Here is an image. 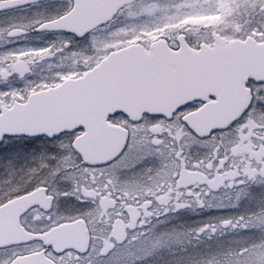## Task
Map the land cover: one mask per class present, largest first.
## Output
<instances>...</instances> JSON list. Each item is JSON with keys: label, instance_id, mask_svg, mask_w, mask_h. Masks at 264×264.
<instances>
[{"label": "flooded vegetation", "instance_id": "obj_1", "mask_svg": "<svg viewBox=\"0 0 264 264\" xmlns=\"http://www.w3.org/2000/svg\"><path fill=\"white\" fill-rule=\"evenodd\" d=\"M82 1L41 0L0 14V92L7 96V102H4V96H0V117L12 108L20 109L33 97L56 89L68 80H77L99 63L92 52L84 51V46L90 44L92 50L94 44L89 40L111 23L82 38L64 30H37L46 20L68 16L74 4ZM66 40L71 41V49H65ZM83 55L89 59H84ZM85 60L91 63L84 64ZM248 87L255 110L241 125L234 126L229 136L234 143L230 146L226 167L222 161H216L215 167L210 164L208 147L198 142L190 146L186 143L176 149L183 152L182 157L164 159L152 155L139 168L119 173L121 180L147 185L142 191L116 192L115 197L107 193L97 204L89 202L82 206L71 196L72 178L56 176L50 178L48 191L53 195L68 192L69 197L51 199L40 189L31 193L37 195L35 205L16 204L0 211L2 241L21 253L15 264H100V253L111 249L113 243L122 241V264H211L212 260L237 264V257L245 245H248L247 251L255 254V247L262 243L264 233L260 238L259 231L249 227L259 214L256 200L258 179L262 178L258 174L261 146L253 141L258 142L263 133L260 130L264 125L259 124L258 114L264 116V103L254 100V97L256 89L264 85L252 83ZM192 102L193 108H186L176 116H173L174 112L152 114L161 115L159 121L147 119L146 114L132 118L123 113L107 115L105 125L113 132L109 136L104 135L103 139L110 141L112 148L119 149L128 134L125 125L133 127L129 121L141 122V127L147 126L153 133L154 144L163 141L161 134L167 133L170 126L174 131L177 122L181 128L186 123L203 135L210 130L208 120L205 122V119L198 118L188 124L186 119L214 104L215 99L208 97ZM63 107L71 111L80 108V113H97L100 106L83 102L64 104ZM142 116H145L144 121H141ZM225 125L227 123L217 128ZM87 129L85 127V131L77 133L75 138L66 135L60 141H50L46 136L2 137L0 194L10 187H24L35 178L42 164L52 163L50 157L53 154L59 157L61 149L67 150L69 144L77 152L82 150L80 142ZM93 129L91 127V131ZM95 140L99 141V137H91L86 144L97 148ZM260 153L264 155L262 149ZM110 154L95 155L91 161ZM161 166H170L169 179L161 176ZM148 168L153 171L149 173ZM229 172L235 176L226 175ZM249 173L255 175V181L248 180ZM240 180L248 182L242 186L243 192L238 196L232 185L234 182L239 184ZM94 207H100L107 214L87 222L55 223L56 219L73 215L78 209L83 211ZM240 216L244 220L238 223ZM225 220L232 223L225 225ZM240 224L246 227L242 228ZM126 230L131 233L127 239ZM5 257V251L0 249V264Z\"/></svg>", "mask_w": 264, "mask_h": 264}, {"label": "water", "instance_id": "obj_2", "mask_svg": "<svg viewBox=\"0 0 264 264\" xmlns=\"http://www.w3.org/2000/svg\"><path fill=\"white\" fill-rule=\"evenodd\" d=\"M38 1L41 0L0 1V14ZM137 1L76 2L72 12L59 19L53 29L82 38L107 25L122 8ZM211 38L212 45L201 44L197 49L186 43L184 35H179L176 50L171 49L166 40L159 39L147 49L133 44L111 52L79 79L68 80L56 89L33 97L20 109L5 112L0 117V133L5 134L3 137H33L37 133L70 131L82 124L88 129L81 139L79 152L93 160L95 155L113 154L118 150L103 139L113 132L105 125L107 115L123 113L132 118L166 114L175 112L180 105L208 97H214L215 103L202 108L194 117H188L186 122L190 124L199 118L208 120L209 129L222 127L240 117L249 105L250 91L246 82L264 81V42L258 43L251 37L226 41L215 33ZM83 102L98 104L99 112L80 113V108L71 111L63 107ZM91 137H99V141L95 140L97 148L86 144ZM36 200L34 193L6 207L16 204L29 207L35 205ZM2 238L5 240L4 236ZM0 245H4L1 236Z\"/></svg>", "mask_w": 264, "mask_h": 264}, {"label": "snow or ice", "instance_id": "obj_3", "mask_svg": "<svg viewBox=\"0 0 264 264\" xmlns=\"http://www.w3.org/2000/svg\"><path fill=\"white\" fill-rule=\"evenodd\" d=\"M258 7H261L262 12H264V0H259ZM61 17L46 20L44 23L40 24L39 30H54L53 25L58 22ZM65 49H71V41L66 40L64 42ZM247 84H252L253 81L249 80ZM256 83L264 85V81H257ZM0 96L5 97L7 102V96L0 92ZM209 99H214V97H209ZM254 100H258L264 103V87H258L255 91ZM195 105L193 102H189L180 105L173 116L178 113H183L184 109H191ZM255 110V103L253 100L249 101V105L241 113L240 117L232 120L223 128H212L208 132L201 135L196 132L195 129L188 126L186 123L183 128L179 126L177 122L174 131L170 126L167 133H162L164 137L163 141L160 143H152L153 133H150L147 126L141 127L140 123L137 121H129L130 125L133 127L129 128L125 125L128 134L124 138V142L119 146V149L114 151L113 154L107 155L97 161H91L88 159L87 155L77 152L69 146L67 150L61 149V155L58 157L53 154L50 157L52 163H44L41 168L36 171L35 178L26 184L24 187L9 188L7 191L0 194V208H5L9 202L16 200L18 198L30 195L34 191H39L43 189L45 194L51 199H58L61 196L69 197L70 193H55L48 191V184L50 178H55L56 176H66L71 177L73 181V189L71 192L72 198H74L79 205H87L89 202L97 204L98 200H102L103 197L110 193L115 197L116 192L130 193L132 191H142V188L147 185H141L135 181L121 180L120 172L129 171L139 168L144 162L152 155L158 158L170 159L173 156L182 157L183 152L176 151L178 147L182 148L187 143L189 146L191 143H200L202 146L209 148L210 164L213 167L216 166V161H222L224 166H227L228 153L230 146L234 141L229 140L231 132L234 130V126H239L242 124L244 119L251 115ZM120 113H113L112 115H119ZM147 119L159 121L161 115L146 114ZM111 119V116L108 117ZM145 120V116L141 117V121ZM171 125V118H169ZM264 124V118L260 121ZM85 128L83 125H78L76 128L70 131H61L57 133H37L34 134L33 138H40L41 136H46L50 141H60L64 136H70L72 138L76 137L77 133H83ZM264 132V129H261ZM0 133V138L3 137ZM159 139V137H157ZM253 143H259L262 149V154H264V139L253 141ZM171 149V150H169ZM179 161H177L178 163ZM264 163V160L260 161ZM222 170V169H221ZM147 171L151 173L153 169L148 168ZM228 176H235L234 173H226ZM259 175L264 177V168L260 169ZM153 179V177H149ZM256 177L253 174H248V180L255 181ZM248 180H240L239 184L233 183L232 187L237 191V195L243 192V185L247 184ZM264 184V179L260 181ZM144 199H149L144 197ZM50 206V205H46ZM259 207L262 212H264V194L261 195L259 200ZM104 213L100 207L94 208H84L83 211L79 209L73 215L61 216L59 219L55 220V223L59 224L61 222L72 223V222H87L89 219L96 216H104ZM51 219V217H50ZM244 217L240 216L239 221H243ZM225 225L231 224V220L223 221ZM234 228L235 224L232 225ZM240 227L245 228L246 225L240 224ZM131 235L130 232L126 230L125 239ZM111 242V241H110ZM120 244L113 243V247L106 252L100 253V264H122V253ZM248 245L244 246V251L237 257V264H264V253L253 254L247 251ZM0 249L4 250L6 257L3 260V264H15L16 258L21 254L16 248H10L7 245H0ZM99 252V249H96Z\"/></svg>", "mask_w": 264, "mask_h": 264}, {"label": "rangeland", "instance_id": "obj_4", "mask_svg": "<svg viewBox=\"0 0 264 264\" xmlns=\"http://www.w3.org/2000/svg\"><path fill=\"white\" fill-rule=\"evenodd\" d=\"M258 5L259 0H141L124 10L109 27L99 30L89 40L94 48L90 50L92 46L89 44L84 46V51L92 52L99 62L111 51L130 44L147 47L159 39L166 40L172 49H176L175 40L179 35H184L192 48H197L200 44H211V35L214 33L227 41L252 37L257 42H264V12ZM257 7L261 14L238 27L237 19L240 15L243 13L242 17H246L247 12L254 11ZM84 55V59H89ZM86 63L91 62L85 60L84 64ZM258 115L261 121L264 116ZM261 139H264V132L260 134ZM260 152L259 161L264 160V155ZM259 164L258 174L264 168V163ZM170 170V166L162 167L161 176L169 179ZM262 179L264 177L258 179L259 192L256 200L259 214L249 224V227L259 231L260 238L264 233V212L259 207L260 197L264 194V184L260 183ZM255 250V254L264 253V239L256 245ZM211 264L222 263L212 260Z\"/></svg>", "mask_w": 264, "mask_h": 264}, {"label": "trees", "instance_id": "obj_5", "mask_svg": "<svg viewBox=\"0 0 264 264\" xmlns=\"http://www.w3.org/2000/svg\"><path fill=\"white\" fill-rule=\"evenodd\" d=\"M254 1V0H253ZM246 13V12H245ZM243 14V13H242ZM242 14L240 15V18L237 19V26L242 27L246 22L249 20H253L254 17H256L258 14H261L260 8H255L254 11H249L246 13V17H242ZM249 19V20H248Z\"/></svg>", "mask_w": 264, "mask_h": 264}]
</instances>
